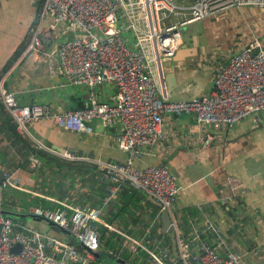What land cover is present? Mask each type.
<instances>
[{"label":"crops","instance_id":"obj_1","mask_svg":"<svg viewBox=\"0 0 264 264\" xmlns=\"http://www.w3.org/2000/svg\"><path fill=\"white\" fill-rule=\"evenodd\" d=\"M44 2L0 0V84L15 92L20 104L46 103L53 112L75 110L78 105H86L89 90L68 84L56 73L58 57L51 53L74 34L62 27L53 29V18L46 16L39 28L44 50L28 49V35ZM242 7L222 10L183 28L179 50L165 61L166 88L172 100H190L210 93L219 66L227 64L254 35L264 44L263 15L255 31L256 26L251 32L234 31L238 26L235 17ZM259 29L260 35L256 33ZM113 93L111 85L97 87L100 100L108 101ZM29 129L34 139L47 147L35 169L29 167L32 150L28 144L33 143L16 131L0 104V168L15 174L17 186L12 189L40 199L28 208L24 200L16 199L14 211L25 215L15 219L54 238L68 239L81 249L61 228L33 220L27 214L38 206H101L109 185L106 166L126 158L112 138L119 125L95 124L90 133L70 132L52 119H42ZM164 131V141L138 158L135 165H167L177 176L179 193L173 213L179 234L190 236L208 219L230 248L242 254L243 264H264V111L231 126L200 125L193 115L169 113ZM228 177L237 179L236 189ZM100 218L98 259L104 264H132L134 258L154 264L145 249L133 251L134 241L156 251L159 242L173 244L170 227L164 232L159 203L130 183L119 188L103 207ZM204 236L213 243L206 233ZM170 248L173 253L175 248ZM142 251L147 253L145 260Z\"/></svg>","mask_w":264,"mask_h":264},{"label":"built area","instance_id":"obj_2","mask_svg":"<svg viewBox=\"0 0 264 264\" xmlns=\"http://www.w3.org/2000/svg\"><path fill=\"white\" fill-rule=\"evenodd\" d=\"M242 6L264 10V0H193L188 4L174 0H45L28 35V49L44 50L39 28L46 16L53 18V29L62 27L72 32L73 37L51 53L58 57L56 73L70 85L88 88V105L60 112H53L46 103L23 105L15 92L1 84L0 104L16 131L37 150L47 151V147L34 139L29 126L42 119H52L70 132L90 133L97 121L105 127L118 124L119 131L112 138L126 158L106 166L109 185L101 206L63 204L55 209L38 206L30 210V214L64 230L81 249L68 239L54 238L0 215V264H104L96 255L101 245L100 214L125 183L153 197L162 211L167 210L174 238L172 245L159 242L157 251L134 241V252L139 247L145 249L154 264H243L242 254L230 248L208 219L190 236L179 234L173 213L179 185L167 165H135L138 158L164 141V121L169 113L193 115L200 125L231 126L264 111V44L257 35L217 68L210 93L177 101L170 98L166 88L165 61L179 50L183 28ZM103 84L114 88L108 101L99 100L97 95V87ZM38 165V157L31 154L30 169ZM227 180L234 189L238 187L237 179ZM16 186L15 174L5 172L0 200L5 188ZM205 233L212 244L203 237ZM16 244L21 246L19 252L12 251ZM170 247L175 248L173 253Z\"/></svg>","mask_w":264,"mask_h":264},{"label":"trees","instance_id":"obj_3","mask_svg":"<svg viewBox=\"0 0 264 264\" xmlns=\"http://www.w3.org/2000/svg\"><path fill=\"white\" fill-rule=\"evenodd\" d=\"M79 102H80V99H79ZM87 105H88V102L86 103V105L81 106V107L78 105L77 108H83V107H86ZM28 145H29V147L32 150L31 154H34L36 157H38V159L41 158L42 156H44L46 154V151L45 150H37L34 146H32L31 143L28 144ZM26 198H31V200L30 201H27ZM16 199L24 200L25 202L23 204L27 208L29 206H32V205H37L36 202H39V200H40L37 197L36 198L32 197L30 194L23 193V192H20L18 190L12 189L11 187H8V188H5L3 190L2 195H1V200H0L1 210L2 211H13V212H15L14 209H13V207L16 204ZM192 214H194V213L192 212ZM4 216H7V215L5 214ZM15 220H17V219H15ZM203 237L205 238L204 234H203ZM142 252H141V257H143V260H145V255L147 253H144L145 251L143 253ZM146 257H147V255H146ZM131 262H132V264H144V261H141L140 258L131 259Z\"/></svg>","mask_w":264,"mask_h":264},{"label":"rangeland","instance_id":"obj_4","mask_svg":"<svg viewBox=\"0 0 264 264\" xmlns=\"http://www.w3.org/2000/svg\"><path fill=\"white\" fill-rule=\"evenodd\" d=\"M174 1H176L178 3H184V4H188L191 2V0H174ZM238 14L239 13L237 12V15ZM262 15L264 16V10H262L261 8H258L255 6H244V7H242L241 8V14H239V16L235 17V19L238 20V26H236L234 28V31L238 30V33H239V31H242V30H247L249 32H251L253 30L255 31V29L257 28L256 25H260V24H258L259 23L258 20ZM261 32L262 31L259 29L258 32H256V33L258 35H260ZM254 34H255V32H254ZM26 220H27V222L29 221L28 219H26Z\"/></svg>","mask_w":264,"mask_h":264},{"label":"water","instance_id":"obj_5","mask_svg":"<svg viewBox=\"0 0 264 264\" xmlns=\"http://www.w3.org/2000/svg\"><path fill=\"white\" fill-rule=\"evenodd\" d=\"M96 124H100V121H97ZM4 174L5 172L0 168V185L2 184L4 180ZM7 215L8 217L12 218H21L25 214H20L18 212H13V211H2L0 210V215ZM29 215L33 220L39 221V222H46L52 224V222L47 221L46 219L39 217V216H34L32 214H27ZM162 218H163V227H164V232H167L169 229V225L171 223L170 216L167 212V210L162 211ZM21 250L20 244H16L13 248L12 251L14 252H19ZM96 255L98 256V251H96Z\"/></svg>","mask_w":264,"mask_h":264}]
</instances>
